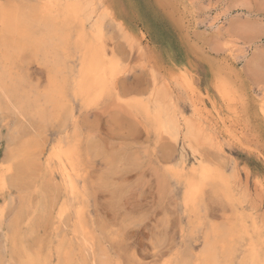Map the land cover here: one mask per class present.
Instances as JSON below:
<instances>
[{"label":"rangeland","instance_id":"rangeland-1","mask_svg":"<svg viewBox=\"0 0 264 264\" xmlns=\"http://www.w3.org/2000/svg\"><path fill=\"white\" fill-rule=\"evenodd\" d=\"M104 4L124 26L121 31L111 16L105 20L101 45L117 69L108 76L102 94L98 92L101 97L97 94L95 103H85L73 97L72 85V121L62 132L63 120L35 130L26 121L0 113V174L6 177L5 185L0 184L4 264H58L57 252L65 240L78 253L81 247L73 230L79 211L112 264H178L186 247L199 255L209 225L222 226L236 216L244 229L234 242L237 252L229 264H255L254 256L261 261L256 264H264V83L250 82L244 68L254 55L264 53V0ZM97 8L101 9L99 3ZM80 30L77 24L67 27L71 80L79 76L75 72L80 69ZM25 62L20 67L27 70L29 86L44 89V68ZM163 81L179 105V122L193 117L205 128L201 143L189 147L183 134L175 141L157 130L151 101L154 88ZM14 131L22 141L21 151L8 165L9 135ZM60 137L72 152L67 163L76 170L72 183L55 157ZM181 154L185 163L180 162ZM207 167L228 179L230 201L203 182ZM190 181L196 182L195 196H200L195 208L185 198Z\"/></svg>","mask_w":264,"mask_h":264},{"label":"bare ground","instance_id":"bare-ground-1","mask_svg":"<svg viewBox=\"0 0 264 264\" xmlns=\"http://www.w3.org/2000/svg\"><path fill=\"white\" fill-rule=\"evenodd\" d=\"M7 1H9L8 5L7 4L4 5L2 2L0 3V113L2 115L8 114L9 117L11 118L14 117L16 120H19V121L20 120L26 121L30 124L31 128H34L35 130L44 129L50 125L53 126L54 124L61 122L63 120L62 121L63 126H61L60 129H61V132L66 131L68 123L72 121V111L70 110V107L72 105L71 104L72 101L70 100V98L72 96L71 97L69 96L70 95L69 88L73 85L74 89L71 91L74 94L73 97L74 96L76 98L80 97L82 98L81 100L83 102L85 101V103L86 102L92 103L94 101L93 99L95 98V95H97L98 92L102 94L101 91H104L108 76L114 75V72L117 69L116 62L113 61L114 58L112 59V56L110 57V53H108V51L101 45L103 44L101 43L103 42L101 41V38L105 32L104 24H105L106 18L108 16H111L112 21L117 23V26L119 27L121 31H123L124 24L120 19H118L117 17H114V14L111 12L110 8L108 6H105L104 0H44V1L7 0ZM98 3L101 5L100 10L97 8ZM74 24H77L81 29L79 33L80 41L77 44L78 46L77 48H79V50L78 49L77 50L79 51L78 53L81 54V58H79L80 59L79 60L80 69L78 72H75L79 76H76L71 80L70 75L74 74V69L71 67L70 60H69L70 59L69 52L71 51L69 39L71 35H69V32L67 31V27L74 25ZM80 54L79 55L77 54V55L80 56ZM25 60H29L33 63L35 62L40 67H42V69L44 68L43 71L46 72L45 74L47 78L46 86L44 89H38V88H35V86H33L34 88H31V85L29 86L28 79L30 78L26 77V76H29L26 74L27 70H24L25 67H22V68L20 67L21 64H25L27 62V61L25 62ZM28 73H30L29 70H28ZM110 82H111V79H110ZM159 82H161V80ZM157 84L158 82H156V85ZM169 89L170 88L168 87V84L164 81L161 85H159V87L156 86V88H154V92L152 93V101H151L152 107L154 109H152L151 106H148L146 107L145 110L148 113H149L150 108L154 111L155 113L154 120L158 127L157 130L161 129L163 132H165V134H168L175 141H178L183 134L184 140L190 143L189 147H193V142H196L197 144L201 143L202 136H204L202 135L203 134L202 129L204 127L201 128V126L198 125L200 124L199 121H196V119H194L193 117L185 116L186 118H183L184 123L182 122L183 124H181L180 123L181 121L179 122V118L176 115L179 105L177 106L176 103H174L175 100L173 101V96L170 95L171 90ZM100 94H98L97 96H99ZM99 97H101V95ZM98 99H95V100H98ZM179 115L181 116L180 113ZM15 131L9 135L10 136L9 146L11 148L10 150H8V163H7L8 165H11V163L14 160H17L15 159V155L18 156L16 153L20 150L19 148L20 144H22L21 143L22 141L20 142L19 137L16 136ZM23 132L25 131L23 130ZM22 139L25 140V137H23ZM204 140L206 141L205 137H204ZM70 152L71 151L69 150V145L66 141V138L64 137L63 139L61 138L59 140V143L56 149L55 157L58 158L59 161L62 163L63 169L62 168L61 169L64 175L72 183V175L76 174L74 173V171L76 172V170L75 168H71L70 170L67 167L68 165L67 163L70 164L72 160L70 156ZM184 158H185L184 155L181 154L180 155L181 163H185ZM205 169H208V170H205ZM205 169H203L204 172L202 171L203 172V176H202L203 182L205 180L204 182L205 184L209 183L210 185H212L213 186V187L211 186L212 189L214 188L217 193H222L224 197L230 201L232 192H231L228 179H226L222 173H217L215 171L214 172L209 171L210 167L209 168L207 167ZM178 178L180 179V177ZM234 181H236V179ZM238 182H241V180ZM5 183H6V177L5 175L1 173L0 174V184L4 186ZM194 183H192V181L188 182V188H187L186 196H185V198L187 197L186 199L187 205L192 206V208H195L194 206L196 203H194V200L199 195L197 193L198 195L195 196L196 192L194 191L195 190ZM201 185H204V184H201ZM238 188H241V186L240 187L237 186V189ZM72 189L73 188H70V192ZM204 190L206 189L204 188ZM245 192L246 191H244V193ZM257 195L259 196V194ZM255 197L254 199H257ZM254 199L252 200L253 202L255 201ZM261 199H263V197H261ZM236 200L238 199H235V202ZM259 201H260V197H259ZM251 203L252 202H250V204ZM258 203H257V206H258ZM242 204L244 205V203ZM2 205L0 207V215L3 213ZM189 209H190L189 211H191V208ZM262 213L264 217V212ZM256 216H257V213H256ZM77 217L78 218L76 219H78V221H75V223L76 222L77 223L74 226V230H73L74 236L73 237H75V239L78 240L79 246L81 248L79 249V252L77 253L76 252L77 249L75 247H72L69 242H66L67 240H65L64 242H61L60 248L57 246L59 248L57 252L58 264H112L113 262H112L110 255L107 252L102 251V248H100V246L95 241L96 238H94L91 235L90 228L88 227L87 221L83 219L84 217L81 211H79ZM258 217L259 216H257V218ZM261 217L262 216H260V219H259L260 225H262ZM225 218H227V216ZM5 219H7L6 216H5ZM240 219L239 218L237 219V216H236V219H232V220L228 219L229 221L227 220L228 222L225 225H222V226L221 225L216 226L218 224L209 225L206 228V230L204 229L206 231L204 234V244H203V247L200 253L198 252L199 255H194L193 254L194 252L192 249H191L192 251L189 252V249L186 247V251L181 253V256L178 259L177 263L178 264H195V263H198V264H229V263H233L236 252H237V246L234 242L238 239L239 237L238 235L244 229V223L242 222V220L240 222ZM1 220L2 219H0V221ZM206 220H208V218H206ZM1 222L5 223V221H1ZM0 225H3V224H0ZM246 227H247V223H246ZM200 243L202 244V242ZM4 263L5 262L3 261V258L0 257V264H4ZM23 263L28 264L30 262L28 261V262H23ZM252 263H255V264L261 263V261L259 260V258L254 256L252 257Z\"/></svg>","mask_w":264,"mask_h":264},{"label":"crops","instance_id":"crops-1","mask_svg":"<svg viewBox=\"0 0 264 264\" xmlns=\"http://www.w3.org/2000/svg\"><path fill=\"white\" fill-rule=\"evenodd\" d=\"M250 82L264 83V53H257L244 66Z\"/></svg>","mask_w":264,"mask_h":264}]
</instances>
